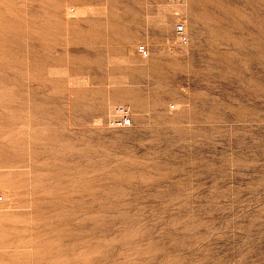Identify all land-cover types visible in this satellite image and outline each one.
Here are the masks:
<instances>
[{"label":"rangeland","instance_id":"374dc122","mask_svg":"<svg viewBox=\"0 0 264 264\" xmlns=\"http://www.w3.org/2000/svg\"><path fill=\"white\" fill-rule=\"evenodd\" d=\"M0 158V264H264V0H0Z\"/></svg>","mask_w":264,"mask_h":264},{"label":"bare ground","instance_id":"6f19581e","mask_svg":"<svg viewBox=\"0 0 264 264\" xmlns=\"http://www.w3.org/2000/svg\"><path fill=\"white\" fill-rule=\"evenodd\" d=\"M73 12V11H72ZM179 38V37H178ZM180 40V39H179ZM115 91V90H114ZM44 92V91H43ZM114 93H117V92H114ZM118 94V93H117ZM126 94H127V92L126 91H123L122 92V94H121V96L123 95V96H126ZM70 105L72 104V106H74V103L73 102H71V103H69ZM79 104V103H78ZM74 107H76V106H74ZM123 111V110H122ZM121 118V117H120ZM120 122V121H119ZM63 123V122H62ZM109 123L110 124H118V122H116V120L114 119V117H112V118H110V120H109ZM121 126H122V124H121ZM83 128V127H82ZM0 160H1V158H0ZM23 160H22V158H15L14 160H13V162H17V163H20V162H22ZM3 162H9V160L7 161V160H5L4 159V161ZM14 164V163H13ZM19 170V169H18ZM55 170V169H54ZM61 182V181H60ZM15 184L14 183H12V185H8L7 186V189L8 190H11V189H13V188H15ZM12 191V190H11ZM15 210V209H14ZM77 215V214H76ZM79 218V217H78ZM27 219V218H26ZM72 219V218H71ZM55 220V219H54ZM74 222V221H73ZM76 237H78L77 235H76Z\"/></svg>","mask_w":264,"mask_h":264},{"label":"built area","instance_id":"2783aa9c","mask_svg":"<svg viewBox=\"0 0 264 264\" xmlns=\"http://www.w3.org/2000/svg\"><path fill=\"white\" fill-rule=\"evenodd\" d=\"M175 32H176V35L179 37L181 43L182 44H187V42H188L187 34H186V31H185L184 27L181 24L176 26ZM142 49L146 53L145 48L143 47ZM127 121L129 122V120H127V117H125L123 122L128 123Z\"/></svg>","mask_w":264,"mask_h":264}]
</instances>
